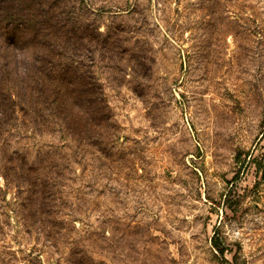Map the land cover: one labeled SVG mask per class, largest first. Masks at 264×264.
Listing matches in <instances>:
<instances>
[{"label": "rangeland", "instance_id": "rangeland-1", "mask_svg": "<svg viewBox=\"0 0 264 264\" xmlns=\"http://www.w3.org/2000/svg\"><path fill=\"white\" fill-rule=\"evenodd\" d=\"M263 133L264 0H0V264H264Z\"/></svg>", "mask_w": 264, "mask_h": 264}, {"label": "trees", "instance_id": "trees-1", "mask_svg": "<svg viewBox=\"0 0 264 264\" xmlns=\"http://www.w3.org/2000/svg\"><path fill=\"white\" fill-rule=\"evenodd\" d=\"M256 171L258 174H262L261 179H264V167L261 163H258ZM211 245L220 258V264H239L237 255L216 234L211 240ZM227 255L231 256V259H228Z\"/></svg>", "mask_w": 264, "mask_h": 264}]
</instances>
